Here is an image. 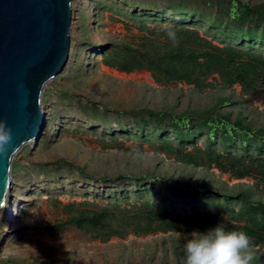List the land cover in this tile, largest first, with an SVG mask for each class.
Returning <instances> with one entry per match:
<instances>
[{"label":"rangeland","instance_id":"1","mask_svg":"<svg viewBox=\"0 0 264 264\" xmlns=\"http://www.w3.org/2000/svg\"><path fill=\"white\" fill-rule=\"evenodd\" d=\"M72 8L69 62L43 94L47 123L40 138L25 144L13 160L12 186L0 220V264H183L189 235L207 231L195 224L194 217L166 231L137 232L131 224L121 235L106 239L64 222L71 207L89 211L109 207L123 217L116 202L109 201L108 184L99 179L124 174L161 175L191 187L204 185L213 194L250 188L254 197L264 198V185L250 177L236 178L215 163H189L181 153L160 149L158 142L122 135L115 124L120 111L150 108L179 113L202 110L230 97L231 104L222 111L260 125L264 98L249 99L239 84L226 88L218 74L197 88L182 81L157 82L148 70L126 72L109 66L106 51L116 44L138 47L145 36H154L150 29L156 33L162 28L153 22L142 28V22L124 12H130L124 0H73ZM104 114L119 134L116 139L103 128ZM91 119L95 124L88 122ZM203 144L201 138L198 145ZM192 150L190 144L187 151ZM115 181L121 183L120 178ZM123 184L134 190L133 182ZM129 201L118 205L124 209L139 202L135 196ZM192 213L190 209L184 215ZM253 249L254 257L264 264V246Z\"/></svg>","mask_w":264,"mask_h":264},{"label":"trees","instance_id":"2","mask_svg":"<svg viewBox=\"0 0 264 264\" xmlns=\"http://www.w3.org/2000/svg\"><path fill=\"white\" fill-rule=\"evenodd\" d=\"M124 3L130 5V12H124L132 20L142 22V28L148 22L161 28L165 22L174 26L178 43L173 44L164 30L155 33L153 28L150 31L154 36H145L138 47L116 44L106 51L107 65L126 72L148 70L157 82L182 81L197 88L218 74L226 88L239 84L249 99L264 98V1L252 4L245 0H124ZM139 7L143 11L138 12ZM230 104L231 98L227 97L202 110L120 111L115 124L122 135L150 144L158 142L160 149L181 153L189 163H215L236 178L250 177L264 185V124L222 111ZM103 116V128L116 139L119 134L108 122L109 116ZM88 122L95 124L93 119ZM201 138L204 144L199 146ZM190 144L193 150L188 152ZM119 178L120 184L133 182L134 190L128 191L115 181ZM99 180L108 184L109 201L116 202L123 217L119 218L109 207L97 211L71 207L64 224L101 233L106 239L109 235H121L131 224L137 232L166 231L194 217L198 220L195 224L204 230L222 223L228 230L247 232L253 247L264 246V198L254 197L250 188L213 194L204 185L191 187L161 175L124 174ZM152 185L159 187L155 189ZM132 195L139 202L122 209L119 201H129ZM190 209L192 216L184 215ZM253 264L261 263L254 258Z\"/></svg>","mask_w":264,"mask_h":264},{"label":"water","instance_id":"3","mask_svg":"<svg viewBox=\"0 0 264 264\" xmlns=\"http://www.w3.org/2000/svg\"><path fill=\"white\" fill-rule=\"evenodd\" d=\"M72 4L73 0H0V121L12 135L7 152L0 155L4 211L14 157L42 135L46 85L69 62Z\"/></svg>","mask_w":264,"mask_h":264},{"label":"clouds","instance_id":"4","mask_svg":"<svg viewBox=\"0 0 264 264\" xmlns=\"http://www.w3.org/2000/svg\"><path fill=\"white\" fill-rule=\"evenodd\" d=\"M169 40L177 44L174 26L162 25ZM12 142L6 122L0 121V155ZM252 238L245 231L228 230L222 223L205 232L194 231L184 244V264H253Z\"/></svg>","mask_w":264,"mask_h":264},{"label":"bare ground","instance_id":"5","mask_svg":"<svg viewBox=\"0 0 264 264\" xmlns=\"http://www.w3.org/2000/svg\"><path fill=\"white\" fill-rule=\"evenodd\" d=\"M148 75H149V73H148ZM46 123H47V115H46V121H45ZM7 201V200H6ZM4 211V207H2L1 209H0V220H1V218H2V214L4 213L3 212Z\"/></svg>","mask_w":264,"mask_h":264}]
</instances>
